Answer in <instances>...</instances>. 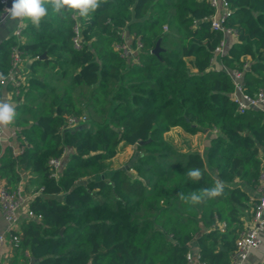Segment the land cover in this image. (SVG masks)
I'll list each match as a JSON object with an SVG mask.
<instances>
[{
  "label": "trees",
  "instance_id": "obj_1",
  "mask_svg": "<svg viewBox=\"0 0 264 264\" xmlns=\"http://www.w3.org/2000/svg\"><path fill=\"white\" fill-rule=\"evenodd\" d=\"M227 2L231 33L213 28L211 0H106L89 17L49 8L38 29L22 20L20 34L0 42V72L18 81L0 85V97L21 90L15 123L30 143L17 155L5 147L0 179L13 191L21 168L24 190L38 188L28 204L42 219L19 227L35 264H191L194 242L200 261L232 264L242 211L257 201L244 187L259 189L264 154V109L239 111L233 72L246 94L264 92V0ZM4 14L0 4V21ZM42 69L79 92L59 91ZM82 114L86 128L66 129ZM176 126L215 134L203 154L181 152L164 136ZM120 146L134 147L135 173L111 169ZM192 167L202 172L198 182L187 176ZM217 180L224 190L216 198L191 205L178 196Z\"/></svg>",
  "mask_w": 264,
  "mask_h": 264
},
{
  "label": "built area",
  "instance_id": "obj_2",
  "mask_svg": "<svg viewBox=\"0 0 264 264\" xmlns=\"http://www.w3.org/2000/svg\"><path fill=\"white\" fill-rule=\"evenodd\" d=\"M12 3L13 0H0V4L2 5L5 12L2 19H4L6 15H8L6 10L12 7ZM211 3L217 9L216 15L212 18L213 28L215 30H224L227 33H231L232 31H230L229 29L226 30L225 26L223 25L225 20L232 14V10L230 9L227 0H211ZM20 30L21 28L16 31V34L19 35ZM75 41L76 47H80L78 39H76ZM225 43V41L221 43V45L216 50L217 53H224ZM120 48L124 50L125 54L128 53V50L129 53H133L132 49L127 44L120 45ZM20 61V52L18 49H15L13 53V64L18 72L21 71V69H19ZM233 75L237 80V88L236 92L233 95V98L234 101L238 104L239 111L241 113H244L249 108L264 109V92L260 91L255 96L246 94L241 85L242 74L240 72H233ZM6 77V80H0L1 86L7 85V83L10 81L18 83L15 78V73H10ZM85 121V115H82L81 117H69L68 126L66 129L74 128L80 124L85 123ZM2 137V131H0V140H2ZM50 164L57 168L60 166V160L52 159L50 161ZM257 192V201L254 207L252 218L253 226L240 233L236 242V251L233 256L232 264H243L250 252L253 249L258 248L261 244V232L264 231V157L261 172V184ZM32 196L33 195H30L28 197L26 195L23 181L13 191H10L5 184H2L0 186V202L8 221L7 231L10 233V240L15 248L21 247L22 239L19 233L21 222L24 219H34L39 221L42 219V215L34 213L29 207L28 203L31 200ZM4 239V235L0 234V243H2ZM188 259L191 264H209L207 262L200 261L198 258L195 259L191 253L188 255ZM0 264L5 263L0 260Z\"/></svg>",
  "mask_w": 264,
  "mask_h": 264
},
{
  "label": "crops",
  "instance_id": "obj_3",
  "mask_svg": "<svg viewBox=\"0 0 264 264\" xmlns=\"http://www.w3.org/2000/svg\"><path fill=\"white\" fill-rule=\"evenodd\" d=\"M17 22L18 24L15 25L13 24L12 21H9L8 15H6L4 19L0 21V42L8 38L9 36L13 35L14 33H16L18 29L22 28V24H21L22 20L21 21L17 20ZM227 45H231V43H229V40H227L225 43L224 53H225ZM248 59H250V57H248ZM23 63H24L23 68L25 64L27 67H30L31 61L30 60L27 62L23 61ZM214 65L217 68H223V65L221 64L220 60L215 61ZM24 71L25 70H23V72ZM20 93H21V90L18 88L15 89V91L8 90V89L6 90L5 88L3 90V96L7 97L9 102L16 104L17 107L20 105V102L16 101V96L20 95ZM16 112H18L17 109H16ZM182 128L183 127L181 126L173 127L170 131L166 133L167 135L165 138L168 141V138L171 137L172 136L171 134H173L174 132H178V133L182 132L183 134L182 137H184L185 140H188V142L191 143L190 145L194 147V149L190 148L188 150H184V152L198 151L199 153L203 154L205 147L210 144L211 139L215 134V133H211L209 129H205L204 131L191 134V133H188L187 131L184 132ZM21 129L22 127L16 125L15 120H14L13 123L7 127V129L2 131L3 137H2V140H0V156L4 154V149L6 146H12L14 155H17L23 150L24 145H27V146L30 145V143L26 140V138H24L23 136L20 137ZM125 147L129 148L130 146H125ZM263 151H264V148H263ZM263 157H264V154H263ZM18 171L22 174L24 178L23 183L25 185L26 184L25 180H27V178L29 177V172L21 168ZM131 172L135 173L134 170ZM2 184H4V181L0 179V186ZM244 189L250 195V201L253 202V200H257L258 192L255 188H249L246 186L244 187ZM36 192H38L37 186H33L32 188H30V190L25 191L28 197L30 195H33ZM252 213H253V208H251L248 211H244V212L242 211V216H243L242 218L244 220V225H243L244 230H247L253 226ZM7 227H8V221L6 219V215L4 213L2 204L0 202V234L4 235L5 237L4 241L0 243V260L5 264H32V257L30 256L28 251H26L22 247L15 248L13 246L10 240L11 239L10 233L7 231ZM225 229H226V224L223 222L220 224V230L225 231ZM221 250H224V248ZM192 253H193L194 258L197 259L198 258V246L195 242L192 245ZM263 262H264V231L261 232L260 246L256 249H253L250 252V254L248 255L247 259L243 262V264H263Z\"/></svg>",
  "mask_w": 264,
  "mask_h": 264
},
{
  "label": "clouds",
  "instance_id": "obj_4",
  "mask_svg": "<svg viewBox=\"0 0 264 264\" xmlns=\"http://www.w3.org/2000/svg\"><path fill=\"white\" fill-rule=\"evenodd\" d=\"M103 2L106 0H13L12 7L6 11L11 20H28L38 29L42 20L48 15L49 8L60 15L73 13L80 17H89L101 7ZM6 79L7 77L0 73V80ZM16 108L17 105L9 102L7 97H0V131L7 129L13 123L16 118ZM187 176L193 182L203 178L201 170L197 167L190 168ZM223 190V183L217 180L212 188L192 191L188 196L178 193V196L185 203L195 205L220 196Z\"/></svg>",
  "mask_w": 264,
  "mask_h": 264
},
{
  "label": "rangeland",
  "instance_id": "obj_5",
  "mask_svg": "<svg viewBox=\"0 0 264 264\" xmlns=\"http://www.w3.org/2000/svg\"><path fill=\"white\" fill-rule=\"evenodd\" d=\"M9 21H12L13 24L17 25L18 22L13 21L9 18ZM22 24V23H21ZM20 24V25H21ZM23 25V24H22ZM20 27V26H19ZM128 43V42H127ZM124 52V50H123ZM124 55H128V56H132L131 53H128ZM41 72L43 74H46L48 79H50L52 81V83L57 85V89L59 91L62 90L61 85H69V87L71 86V84L67 81V82H56L55 80L57 79L54 70L52 69H48V70H44L42 69ZM59 83V84H58ZM70 91H72L73 93L77 94L79 91H77L75 88L70 87ZM36 94V92H35ZM83 115V114H82ZM85 115V114H84ZM86 116V115H85ZM183 131L185 132L186 130L184 128H182ZM167 134H165L164 136L166 137ZM172 136L168 138V143L171 144L174 148H176L178 151H183L184 150H188L190 148L194 149V147H192L190 144V142H188V140H185L184 137H182V132H174L173 134H171ZM168 137V136H167ZM166 139V138H165ZM167 140V139H166ZM121 147V146H120ZM136 155V151L134 149V147L130 146L129 148L124 147V148H120L118 154L116 155V157L114 159H112L111 161V168L115 169V168H122V167H127L129 169V171H133L130 169V164L132 162L133 157Z\"/></svg>",
  "mask_w": 264,
  "mask_h": 264
},
{
  "label": "water",
  "instance_id": "obj_6",
  "mask_svg": "<svg viewBox=\"0 0 264 264\" xmlns=\"http://www.w3.org/2000/svg\"><path fill=\"white\" fill-rule=\"evenodd\" d=\"M160 50H161V47H160V44L158 43L153 52L158 54ZM39 58L40 59H46L47 58L46 53H43ZM247 69H249V67ZM86 127H87V124L83 123V124H80V125L76 126L75 129L76 130L77 129H84ZM75 129H73V131H75ZM145 142H147V141H145ZM142 143H144V141H139V144H142ZM220 248L223 249L222 246H220ZM35 263H36V258L34 256H32V264H35ZM263 264H264V262H263Z\"/></svg>",
  "mask_w": 264,
  "mask_h": 264
}]
</instances>
